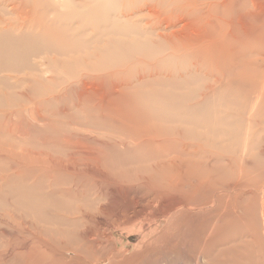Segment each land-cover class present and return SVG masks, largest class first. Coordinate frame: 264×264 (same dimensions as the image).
<instances>
[{"label":"bare ground","instance_id":"1","mask_svg":"<svg viewBox=\"0 0 264 264\" xmlns=\"http://www.w3.org/2000/svg\"><path fill=\"white\" fill-rule=\"evenodd\" d=\"M0 264H264V0H0Z\"/></svg>","mask_w":264,"mask_h":264}]
</instances>
